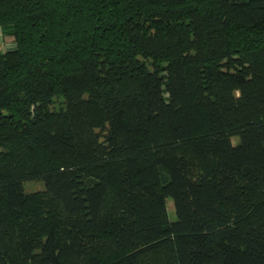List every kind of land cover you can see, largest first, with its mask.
<instances>
[{"label": "trees", "instance_id": "1", "mask_svg": "<svg viewBox=\"0 0 264 264\" xmlns=\"http://www.w3.org/2000/svg\"><path fill=\"white\" fill-rule=\"evenodd\" d=\"M0 31V264H264V0H0Z\"/></svg>", "mask_w": 264, "mask_h": 264}, {"label": "rangeland", "instance_id": "2", "mask_svg": "<svg viewBox=\"0 0 264 264\" xmlns=\"http://www.w3.org/2000/svg\"><path fill=\"white\" fill-rule=\"evenodd\" d=\"M14 46V39L12 36H8V35H3L0 31V49L4 50L7 48H12ZM59 101V99H57V102ZM234 140H236V138H234ZM23 186L25 191H33V190H37V189H42L43 187V182L40 179H29V180H25L23 182ZM166 206L168 209V213H169V218L170 219H174L175 217V212L173 209V202L171 198H167L166 199ZM172 209V211H171Z\"/></svg>", "mask_w": 264, "mask_h": 264}]
</instances>
